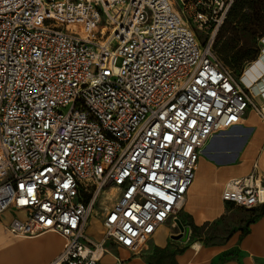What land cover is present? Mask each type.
I'll return each mask as SVG.
<instances>
[{
  "label": "built area",
  "instance_id": "obj_1",
  "mask_svg": "<svg viewBox=\"0 0 264 264\" xmlns=\"http://www.w3.org/2000/svg\"><path fill=\"white\" fill-rule=\"evenodd\" d=\"M232 3L0 0L8 233L63 238L47 264H104L108 244L134 252L175 225L210 140L248 110L264 120V91L238 80L214 51ZM221 200L264 204L256 162L225 183Z\"/></svg>",
  "mask_w": 264,
  "mask_h": 264
},
{
  "label": "crops",
  "instance_id": "obj_2",
  "mask_svg": "<svg viewBox=\"0 0 264 264\" xmlns=\"http://www.w3.org/2000/svg\"><path fill=\"white\" fill-rule=\"evenodd\" d=\"M261 58L264 59V54ZM260 66L262 68L260 75L252 80H256V88L264 91V64ZM256 100L258 103L262 102L259 96ZM254 162L257 163L264 183V120L252 110H248L229 130L210 140L205 154L197 162L194 179L180 210H183L184 215L195 225L199 221L204 222L219 215L224 216L232 205L221 200L225 183L230 179L248 175ZM11 215L12 212L7 211L0 220V264H27L33 253H37L34 264H47L61 252L65 241L53 232H45L34 237H16L8 233L3 222L7 223ZM246 215L251 219L243 234L233 233L220 245L206 246L194 242L184 247L182 251L176 252L172 263L163 264H264V204L247 209ZM165 227V225L161 226L150 238L153 243L152 248L166 250L168 236L164 232ZM46 236L51 237L58 245L46 250L38 246L33 252L23 250L18 260L11 255L10 245L35 244ZM93 238L98 239L99 234ZM120 250H123L122 256H126L127 249ZM114 257H118L121 264L123 258L116 256L109 249L102 257V262L114 264ZM223 257L224 259L218 261V258ZM144 258H138L129 264H148ZM108 259L109 262H106Z\"/></svg>",
  "mask_w": 264,
  "mask_h": 264
},
{
  "label": "rangeland",
  "instance_id": "obj_3",
  "mask_svg": "<svg viewBox=\"0 0 264 264\" xmlns=\"http://www.w3.org/2000/svg\"><path fill=\"white\" fill-rule=\"evenodd\" d=\"M262 50H264V0H233L228 17L214 42V51L220 63L231 70L238 80L243 78L246 81L245 70L262 55V52H264ZM120 63L121 60L118 59L115 64L119 66ZM91 71L94 72V68ZM183 212V210L177 212L176 219L183 226L189 227L185 241L176 237L181 236L182 233L175 221L174 226L169 225V222L165 224L164 232L168 236L166 250L152 248L151 239L140 241L134 247V252L126 250L127 253L124 257L122 256L123 250H120L122 248L110 244L108 249L116 256L123 258L121 264H129V262L136 261L138 258L143 259V257L148 261V264L172 263L176 252L182 251L184 247L194 242L206 246L220 245L233 233L243 234L251 219L246 215L247 209L233 204L226 210L224 216L220 217L219 215L204 222L199 221L197 225L192 224ZM3 224L6 223L3 222ZM93 224L94 227L91 229L90 235L95 237L99 234L100 226L95 221H93ZM57 245L56 241L46 236L39 243H14L9 248L11 249V255L18 260L23 250L33 252L36 251L38 246L42 247V250H46L55 248ZM36 255L37 253H33L27 264H34ZM222 259L224 257L218 258V261ZM109 260H106V262H109Z\"/></svg>",
  "mask_w": 264,
  "mask_h": 264
},
{
  "label": "bare ground",
  "instance_id": "obj_4",
  "mask_svg": "<svg viewBox=\"0 0 264 264\" xmlns=\"http://www.w3.org/2000/svg\"><path fill=\"white\" fill-rule=\"evenodd\" d=\"M262 54H264V52H262ZM260 64H264V59L261 58V56L253 61L249 67L245 70V74H246V81L243 80V78H240L241 81L243 83H245L246 85H251V87L257 92V91H261L259 88H256L255 86V82L256 80H252L254 77H258L260 75V72H261V66ZM243 77V76H242ZM254 78V79H255ZM251 79V80H250ZM219 144V143H218ZM198 169V168H197ZM104 196H107L108 198V195L104 194ZM185 201V200H184ZM184 203V202H183Z\"/></svg>",
  "mask_w": 264,
  "mask_h": 264
},
{
  "label": "water",
  "instance_id": "obj_5",
  "mask_svg": "<svg viewBox=\"0 0 264 264\" xmlns=\"http://www.w3.org/2000/svg\"><path fill=\"white\" fill-rule=\"evenodd\" d=\"M178 225H179V230L180 232L182 233L181 236H176L177 238H181L183 241L186 240L187 238V234H188V231H189V227L188 226H183L178 219L175 220Z\"/></svg>",
  "mask_w": 264,
  "mask_h": 264
},
{
  "label": "trees",
  "instance_id": "obj_6",
  "mask_svg": "<svg viewBox=\"0 0 264 264\" xmlns=\"http://www.w3.org/2000/svg\"><path fill=\"white\" fill-rule=\"evenodd\" d=\"M230 9H231V8H230ZM229 12H230V10H229ZM228 14H229V13H228ZM227 17H228V15H227ZM227 17H226V19H227ZM225 21H226V20H225ZM221 28H222V27H221ZM220 30H221V29H220ZM220 30H219V31H220ZM218 33H219V32H218ZM217 35H218V34H217Z\"/></svg>",
  "mask_w": 264,
  "mask_h": 264
},
{
  "label": "snow or ice",
  "instance_id": "obj_7",
  "mask_svg": "<svg viewBox=\"0 0 264 264\" xmlns=\"http://www.w3.org/2000/svg\"><path fill=\"white\" fill-rule=\"evenodd\" d=\"M225 87H227V85H225ZM213 95H214V93H213ZM29 192H31V189H29Z\"/></svg>",
  "mask_w": 264,
  "mask_h": 264
}]
</instances>
